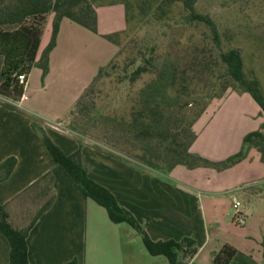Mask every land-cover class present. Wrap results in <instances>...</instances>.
<instances>
[{
    "label": "crops",
    "instance_id": "crops-1",
    "mask_svg": "<svg viewBox=\"0 0 264 264\" xmlns=\"http://www.w3.org/2000/svg\"><path fill=\"white\" fill-rule=\"evenodd\" d=\"M94 8L97 32L68 17L60 20L44 74L39 62L51 40L55 18L54 12L49 13L23 96L14 107L2 103L8 99L0 96V163L11 156L17 159L11 175L0 181V202L18 227L35 219L27 237L30 264H66L73 260L76 264H169L166 256L148 251L130 224L112 221L104 206L84 194L33 127L42 126L65 153L78 150L76 135L62 123L99 70L116 57L119 45L108 35L130 26L123 3H94ZM83 142V162L90 176L115 194L154 241L185 236L196 240L197 253L191 259L182 257L188 264H212L213 254L224 244L250 253L264 264V161L256 148L236 164L249 161V171L233 176L225 173L236 166L228 168L220 173L223 177L218 187L207 186L202 191L159 170L154 174L129 167L100 152L88 139ZM183 168L185 165L180 164L169 172ZM159 174L162 177H157ZM232 190L244 204L243 224L234 222L233 202L221 198ZM50 194H54L51 206L36 218ZM31 207L37 211L29 221L18 218ZM10 250L9 240L0 232V264L9 262Z\"/></svg>",
    "mask_w": 264,
    "mask_h": 264
},
{
    "label": "rangeland",
    "instance_id": "rangeland-1",
    "mask_svg": "<svg viewBox=\"0 0 264 264\" xmlns=\"http://www.w3.org/2000/svg\"><path fill=\"white\" fill-rule=\"evenodd\" d=\"M10 1L5 0V3ZM189 1L188 6L194 5L197 12L210 16L216 22L224 45L239 47L242 50L247 68L257 75L264 94V19L259 21L257 13L250 14L246 11L241 0ZM254 10L258 12L259 7ZM159 13V18L154 15L138 29L115 33L119 52L108 64L106 71L93 82L91 89L83 96L80 106L73 110L62 124L68 127L66 130L76 135L83 159V140L88 139L100 152L110 154L118 161L127 163L129 167L144 169L154 174L158 171L155 168H162L159 171L165 175L169 174L191 187L199 186L202 191L206 190L207 186L218 187L223 177L220 173L239 162L224 169L217 168L216 165H201L197 170H193L185 165V169H178L173 171L174 174H170L163 169L167 168L163 162L166 155L156 150L158 145L154 141L136 138L134 135L135 131L141 129L139 110L145 106L159 103L169 110H175L177 114H182L184 110L190 115L198 106L195 100L186 107L181 105L183 101L179 104L178 98L181 94L177 92V88L170 85L178 68H181V63L185 61L182 59L185 54L190 57L194 51H200L205 53L209 60L214 58L215 62L211 73L191 79L190 88L184 92L192 93L187 94H194L195 98H199L197 100H204L219 95L222 92V82L226 84L229 81L218 58L219 47L214 41L209 25L189 20L190 10L182 2L171 6L164 4ZM196 48L199 50H195ZM147 58H150L149 72L132 82L131 72L138 65L146 63ZM184 98L187 96L182 94L181 100H185ZM137 118L139 119L135 120ZM263 121L262 110L250 93L241 91L239 86L231 87L221 96L206 102L202 110L198 111L192 123L196 137L190 151L197 157L214 162L225 161L242 150L245 136L259 129ZM147 161H153L154 164ZM248 163L249 161H245L230 171H225V174L235 176L249 171ZM155 165L157 166L154 167ZM260 167L261 165H256L258 170ZM232 195L241 200L236 190L231 191L230 197L222 194L221 198H225L230 204L233 202ZM42 202H38L37 206ZM27 211L18 218L24 222L29 221L37 210L31 207ZM10 221L18 227L13 218Z\"/></svg>",
    "mask_w": 264,
    "mask_h": 264
},
{
    "label": "trees",
    "instance_id": "trees-1",
    "mask_svg": "<svg viewBox=\"0 0 264 264\" xmlns=\"http://www.w3.org/2000/svg\"><path fill=\"white\" fill-rule=\"evenodd\" d=\"M116 2H121L125 5L127 20L130 25L128 26V31L142 27V24L149 21L151 17L158 15L159 10H163L164 4L171 6L177 2H182L190 10L189 20L203 22L212 28L214 41L219 47L218 58L222 62L226 75L229 77V81L226 84L222 82V92L219 95L204 100H197L199 98H195L194 94H187L192 92H184V90L190 88L192 78L211 73L214 70V67L212 68L213 63H215L213 62L214 58L209 60L206 54L200 53V51H194L190 57L185 54L182 57L185 61L184 63L182 62L183 64L181 63V68H178L170 85L177 88V92L181 94L180 98H178L180 101H178L179 104L183 101L181 103L182 106H189L194 100L196 101L198 106L193 109L192 114L190 115L188 111L184 110H182V114H177L175 110H169L159 103L145 106L139 110L142 126L141 129L135 131L134 135L136 138L154 141L158 145L156 150H160L159 152L162 155H166V159L163 162L167 165V168L163 169L170 171L178 164L188 165L190 168H196L201 165H216L217 168L224 169L245 159L250 148L254 146L258 149L261 159L264 161V121L259 129L251 131L245 136V145L242 150L225 161L214 162L197 157L190 151L191 144L196 137L192 123L198 115V111L202 110L206 102L214 97L221 96L231 87L239 86L241 91L250 93L264 115V94L257 75L253 70L247 68L242 50L239 47L224 45L216 22L210 16L197 12L194 5L188 6L189 0H11L9 3H5V0H0V96L8 99L2 103L14 107L15 102L19 101L23 96L24 86L20 83L18 74L31 71L38 54L47 15L50 12L53 11L55 13L52 36L39 62L44 74L48 71V57L56 44L60 20L63 17H68L97 32L98 21L94 3ZM241 2L243 8L250 14L257 13L256 17L259 21L264 19V0H241ZM256 7H259L258 12L254 10ZM115 36L116 34H109L108 38L115 41ZM195 50L199 49L196 48ZM149 60L150 58H147L146 63L138 65L131 72L130 80L132 82L136 81L144 73L149 72ZM107 66L99 70L97 76L77 100L73 110L80 106L83 96L91 89L93 82L106 71ZM182 94L187 96V98H184L185 100H181ZM183 125H186V127H183ZM33 127L50 154L59 164L65 167L80 185L84 194L104 206L112 221L130 224L141 235L146 248L151 254L164 255L168 258L169 264H178L180 254H182L184 259H191L197 253L196 240L189 236H185L180 240L154 241L136 216L119 203L115 194L108 187L100 184L90 176L79 149L72 154H67L42 126L33 124ZM147 162L154 164L153 161ZM16 163L17 159L14 156L8 157L0 163V181L7 179L11 175ZM155 169L162 170V168ZM53 200L54 194H50L37 212L36 218L51 206ZM34 221L35 219L24 227L14 226L9 220V213L5 205L0 202V232L6 236L11 246L10 259L7 264H30L27 237L32 225L35 223ZM66 264H76V261L73 260ZM191 264L198 263L193 262ZM212 264L261 263L252 254L240 251L232 245L224 244L213 254Z\"/></svg>",
    "mask_w": 264,
    "mask_h": 264
},
{
    "label": "built area",
    "instance_id": "built-area-1",
    "mask_svg": "<svg viewBox=\"0 0 264 264\" xmlns=\"http://www.w3.org/2000/svg\"><path fill=\"white\" fill-rule=\"evenodd\" d=\"M18 79L20 81L21 84H23L24 88L27 86L28 83V74L27 72H22L18 74ZM45 126H54L57 127L54 124L51 123H46L44 124ZM262 182H264V178L262 179ZM232 199H233V206L235 208V214H234V222H236L237 224H243L246 221L245 215H244V204L243 202L237 198L236 195H232Z\"/></svg>",
    "mask_w": 264,
    "mask_h": 264
},
{
    "label": "water",
    "instance_id": "water-1",
    "mask_svg": "<svg viewBox=\"0 0 264 264\" xmlns=\"http://www.w3.org/2000/svg\"><path fill=\"white\" fill-rule=\"evenodd\" d=\"M178 264H188V262H187V261H184V260L182 259V255H180V258H179V260H178Z\"/></svg>",
    "mask_w": 264,
    "mask_h": 264
}]
</instances>
